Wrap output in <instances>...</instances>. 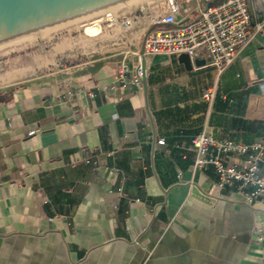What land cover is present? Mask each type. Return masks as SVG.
Listing matches in <instances>:
<instances>
[{
    "label": "crops",
    "instance_id": "0c3cea01",
    "mask_svg": "<svg viewBox=\"0 0 264 264\" xmlns=\"http://www.w3.org/2000/svg\"><path fill=\"white\" fill-rule=\"evenodd\" d=\"M126 20L14 57L2 73L0 264H264V203L221 190L212 166L194 170L192 149L204 127L264 141V29L219 73L203 58L187 68L179 55L144 56L150 20L140 39ZM122 61H144L146 88L61 99L112 81Z\"/></svg>",
    "mask_w": 264,
    "mask_h": 264
},
{
    "label": "built area",
    "instance_id": "2783aa9c",
    "mask_svg": "<svg viewBox=\"0 0 264 264\" xmlns=\"http://www.w3.org/2000/svg\"><path fill=\"white\" fill-rule=\"evenodd\" d=\"M155 11L157 14L150 16V26L143 39L144 56L187 53L193 63L203 58L206 66L214 67L219 73L233 64L264 29V0H198V14L194 18L181 0H164L163 7ZM142 79V64L131 69L122 61L112 81L93 87H68L61 99L73 101L112 93L122 100L129 91L141 88ZM203 96L212 100L215 90L206 89ZM159 143H165V139H159ZM192 149L194 170L212 166L221 190L238 191L249 204L264 203V141L220 139L204 127L194 136ZM255 234L258 242L264 241V218L256 226Z\"/></svg>",
    "mask_w": 264,
    "mask_h": 264
},
{
    "label": "water",
    "instance_id": "95a60500",
    "mask_svg": "<svg viewBox=\"0 0 264 264\" xmlns=\"http://www.w3.org/2000/svg\"><path fill=\"white\" fill-rule=\"evenodd\" d=\"M132 1L135 0H0V46ZM179 58L187 68L193 67L187 53H181ZM200 61L203 60L196 59L195 63ZM142 68L146 88L144 61Z\"/></svg>",
    "mask_w": 264,
    "mask_h": 264
},
{
    "label": "rangeland",
    "instance_id": "374dc122",
    "mask_svg": "<svg viewBox=\"0 0 264 264\" xmlns=\"http://www.w3.org/2000/svg\"><path fill=\"white\" fill-rule=\"evenodd\" d=\"M163 1L164 0H144L142 3L134 4L130 9L125 8V4L115 7L117 14H118V21L117 23L123 24L124 20L126 18L130 19L134 23V27L132 29H127V33L129 31H132L133 35L137 37V39H140L139 37L142 36V34L139 35L141 32V29L144 27V25L150 20V16L152 14H155L159 8L163 7ZM184 7L189 9L193 15H197V5L198 0H181ZM127 4V3H126ZM100 13L67 23L68 26H63L62 28H59L56 33L43 37L41 39L35 38L32 42L22 45V46H11L9 43L3 46H0V77L2 73L6 70L9 61L17 56L20 55H33L35 53L45 51L46 49H49V47L57 40L71 35H77L79 33H82L84 30L87 32L93 31V33H99L102 30V26L105 29H112L115 25L108 26L109 23H113L111 20H103L100 19ZM105 13V12H104ZM73 25V27H70L69 25ZM116 24V23H115ZM70 27V28H69ZM67 28V29H66ZM104 29V30H105ZM107 33V30L104 32H100L99 36H104ZM110 42L108 38H99V43L96 42L95 46L101 45H108L107 42ZM20 42L18 40L17 44ZM16 41L14 42V44ZM5 46V47H4Z\"/></svg>",
    "mask_w": 264,
    "mask_h": 264
},
{
    "label": "bare ground",
    "instance_id": "6f19581e",
    "mask_svg": "<svg viewBox=\"0 0 264 264\" xmlns=\"http://www.w3.org/2000/svg\"><path fill=\"white\" fill-rule=\"evenodd\" d=\"M144 0H135V1H132V2H129V3H127V8L128 7H132L134 4H137V3H142ZM157 14V12L155 13V14H153V16H155ZM100 19H101V21L102 20H111V21H113V23H117V21H118V15H117V12H116V10H115V7L114 8H111V9H108V10H106L105 11V13H104V15H103V18H101L100 17ZM124 23L125 24H129V21H124ZM68 26V24H65V25H62V26H59V27H56V28H53V29H50V30H47V31H44V32H41V33H38V34H35V35H32V36H29V37H26V38H24V39H21L20 40V42L17 44V42L18 41H16V43L14 44V42H13V44H9L10 45V47L12 46H22V45H24L25 46V44H28V43H30V42H32L35 38H37V39H41V38H43V37H46V36H50V35H52V34H54V32L56 33V31L59 29V28H62L63 26ZM70 27H73V25H69ZM69 27V28H70ZM67 29V28H66ZM5 47V46H4ZM1 49V48H0Z\"/></svg>",
    "mask_w": 264,
    "mask_h": 264
}]
</instances>
